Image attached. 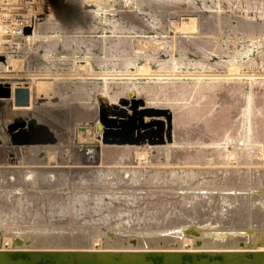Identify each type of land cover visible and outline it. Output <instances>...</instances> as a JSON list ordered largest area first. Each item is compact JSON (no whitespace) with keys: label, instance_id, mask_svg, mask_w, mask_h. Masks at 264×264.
Listing matches in <instances>:
<instances>
[{"label":"rangeland","instance_id":"1","mask_svg":"<svg viewBox=\"0 0 264 264\" xmlns=\"http://www.w3.org/2000/svg\"><path fill=\"white\" fill-rule=\"evenodd\" d=\"M56 9L59 27L29 45ZM25 10L36 19L20 48L0 54L2 86H27L30 101L0 98V216L11 221L0 249L264 250V0H35ZM133 98L169 122L133 111ZM100 100L129 106L126 142H102ZM19 115L46 125L48 142L8 144Z\"/></svg>","mask_w":264,"mask_h":264},{"label":"bare ground","instance_id":"2","mask_svg":"<svg viewBox=\"0 0 264 264\" xmlns=\"http://www.w3.org/2000/svg\"><path fill=\"white\" fill-rule=\"evenodd\" d=\"M43 1H44V5H45V0H42V2ZM36 8H38V7H36ZM53 9H55V8H53ZM45 15H46L45 18L41 22L35 23L34 27L36 30H33L34 33L33 34L29 33V34L25 35V37L30 39L29 45H32L34 43V41H36V40L38 42H40L39 40H41V38H43L44 31H46L47 29L50 28L49 30H51V28H54V27L56 28V26H57L56 16L50 15V14H48V15L45 14ZM28 19L30 20L29 24H31L32 22H31L30 16L29 17L26 16V23H27ZM57 27H59V26H57ZM1 29H2V26H0V30ZM1 35H0V48H1L0 54L3 53L4 49L16 48V47L20 48V46H18L19 43L15 39H7L6 37H2ZM7 42H8V45H5V43H7ZM55 42H56V39L51 42V45L53 47L55 46ZM13 44H15V45H13ZM38 44L41 45V43H38ZM0 57H2V60L4 59V57L2 55H0ZM10 64L11 63L8 62L6 66L7 67L11 66ZM0 65H3L2 61H0ZM3 82L5 84V82H7V81H1L0 84H3ZM49 83L51 84V82L43 81V83H41V87L46 89V90L47 89H53V87ZM12 84L13 83H10L12 95L10 98H8L11 100H13V91H14V86ZM37 84H39V82H37ZM37 87H38L37 91L40 93L39 85H36V88ZM41 97H42L41 94H38L35 97V100L37 101L38 104H40L39 100ZM99 98L103 99L104 97L102 95H100ZM99 102L100 101H98V105H99ZM2 103H4V102H2ZM108 104H110L109 101H108ZM119 105H121V104H119ZM122 106L123 105L118 107V109L122 108ZM128 108H129V106H128ZM137 109H138V107H136V110ZM169 114H170L169 111H163L162 114H157V115H165L166 121L168 123L169 122ZM114 120H115V122H118L116 120V118H114V117L112 119H110V122H114ZM151 124H153V123H150V124L144 123L142 126L146 127V126H149ZM119 131L122 132L124 135L126 134L123 127H121L119 129ZM4 132H5V128H4ZM79 136H80V134H79ZM102 136H103V134H102ZM141 137H143V134L139 133L138 138H141ZM81 138H83V137H81ZM85 140H87V139H85ZM29 146H31V145H29ZM6 223H11V221L5 217L0 216V227L1 228L5 227ZM9 225H11V224H9ZM43 249H45V248H43ZM17 250H19V251H17ZM67 250L68 249H66V252H65L63 250L61 251V248L59 251H57V250L54 251V250H52V248L47 249V250H42V249L41 250H35L34 248L4 249V250L0 249V264H264V250H260L258 248L257 249L246 248L245 250H243V249H232V248H227V249H213L212 248V249H192V250L159 249L157 251L151 250V249L150 250L149 249H101V250H94V249L71 248L70 250H68V251ZM37 253L43 254V256H40V255L37 256L36 255ZM248 254H250L248 257H250L251 255H252V257L246 259ZM220 257H222L221 260L219 259Z\"/></svg>","mask_w":264,"mask_h":264},{"label":"water","instance_id":"3","mask_svg":"<svg viewBox=\"0 0 264 264\" xmlns=\"http://www.w3.org/2000/svg\"><path fill=\"white\" fill-rule=\"evenodd\" d=\"M29 30V29H28ZM27 30V32H28ZM2 57H0V61ZM12 95L10 84L2 86L0 84V98H10ZM29 89L27 86L18 85L13 91V104L17 107H26L29 105ZM141 106L140 113L145 114H159L158 109L145 107L144 102L141 99L133 98L130 103V108L135 111L137 106ZM135 115V112L133 113ZM116 118L118 122H110V119ZM124 117H128L131 121V117L127 110L122 107H107L104 104V100H100L98 105V120L102 126L103 136L101 138L103 143L120 144L126 142L124 135L119 131L121 127L125 128L126 123ZM143 117H138L139 121H142ZM122 122V123H121ZM121 123V126H118ZM6 133L8 135V144L13 146L20 145H33V144H44L48 142V138L52 136L51 132L46 125L37 121L34 117L24 118L19 115L12 119L6 125ZM115 135V136H114ZM163 141V138L161 139Z\"/></svg>","mask_w":264,"mask_h":264},{"label":"built area","instance_id":"4","mask_svg":"<svg viewBox=\"0 0 264 264\" xmlns=\"http://www.w3.org/2000/svg\"><path fill=\"white\" fill-rule=\"evenodd\" d=\"M34 3L35 0H0V26H2L0 32L3 37L23 39L28 30L26 16L30 15L31 20L36 19L30 12L25 14V9L30 11ZM49 14L57 16L58 10L54 14L52 12Z\"/></svg>","mask_w":264,"mask_h":264}]
</instances>
